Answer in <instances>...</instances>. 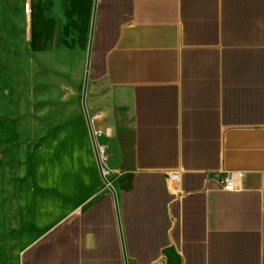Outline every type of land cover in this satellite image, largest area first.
I'll return each instance as SVG.
<instances>
[{
  "label": "crops",
  "instance_id": "1",
  "mask_svg": "<svg viewBox=\"0 0 264 264\" xmlns=\"http://www.w3.org/2000/svg\"><path fill=\"white\" fill-rule=\"evenodd\" d=\"M19 2L23 46L72 64L74 87L93 28L85 106L109 130L115 198L81 101L44 135L53 201L38 197L17 264H264V0Z\"/></svg>",
  "mask_w": 264,
  "mask_h": 264
},
{
  "label": "rangeland",
  "instance_id": "2",
  "mask_svg": "<svg viewBox=\"0 0 264 264\" xmlns=\"http://www.w3.org/2000/svg\"><path fill=\"white\" fill-rule=\"evenodd\" d=\"M20 6L0 2V264H17L38 197L53 201L54 159L38 153L44 135L82 111L72 64H45L23 46ZM58 179L68 185V175Z\"/></svg>",
  "mask_w": 264,
  "mask_h": 264
},
{
  "label": "built area",
  "instance_id": "3",
  "mask_svg": "<svg viewBox=\"0 0 264 264\" xmlns=\"http://www.w3.org/2000/svg\"><path fill=\"white\" fill-rule=\"evenodd\" d=\"M25 10H28V6L25 7ZM94 118H88V124L93 136V141L95 144V149L98 154L100 161L105 155L107 144L106 143H98L97 137L102 135H109V130L107 128H99V127H92ZM105 172V170H104ZM243 177L242 171H226L220 177V182L222 184V188L226 191H237L241 189V181Z\"/></svg>",
  "mask_w": 264,
  "mask_h": 264
},
{
  "label": "water",
  "instance_id": "4",
  "mask_svg": "<svg viewBox=\"0 0 264 264\" xmlns=\"http://www.w3.org/2000/svg\"><path fill=\"white\" fill-rule=\"evenodd\" d=\"M94 18H95V13L93 14V20H94ZM92 36H93V28H91V31H90V41H89V44H88V47H87V56H86L85 70H84V76H83L82 99H81L83 111H84V114H85V117H86L87 120H88V115H87V110H86V106H85V92H86V86H87V81H88V76H89L90 59H91V53H92ZM89 132H90V135H91V141H92V145H93L95 159H96L97 166H98V169L100 171L102 180L107 185V187L109 188V190L111 191V193L113 194V197H114V189L111 186L109 180L107 179V177L105 175L104 168H103V166L101 164V161H100V159L98 157V154L96 152V149H95V144H94V141H93V136H92L90 128H89ZM123 256H124V259H125L126 256L125 255H123Z\"/></svg>",
  "mask_w": 264,
  "mask_h": 264
}]
</instances>
